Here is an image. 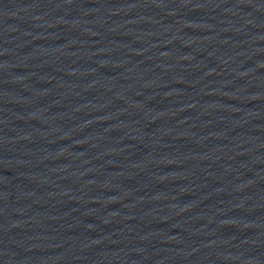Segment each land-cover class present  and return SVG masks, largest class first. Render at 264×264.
Segmentation results:
<instances>
[{
	"label": "water",
	"instance_id": "obj_1",
	"mask_svg": "<svg viewBox=\"0 0 264 264\" xmlns=\"http://www.w3.org/2000/svg\"><path fill=\"white\" fill-rule=\"evenodd\" d=\"M0 180L100 264H264V0H0Z\"/></svg>",
	"mask_w": 264,
	"mask_h": 264
}]
</instances>
